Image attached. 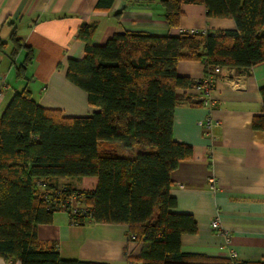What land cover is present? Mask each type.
<instances>
[{"label":"trees","instance_id":"obj_1","mask_svg":"<svg viewBox=\"0 0 264 264\" xmlns=\"http://www.w3.org/2000/svg\"><path fill=\"white\" fill-rule=\"evenodd\" d=\"M131 1V0H129ZM114 0H99L109 11ZM165 21L179 28L183 5L204 6L208 18H232L236 30L154 36L117 33L105 45L93 44L97 24H83L78 38L85 58L70 60L67 79L87 93L91 116L69 118L38 105L27 86L15 94L0 118V258L12 264H104L61 258L58 244L41 242V225L53 223L62 199L77 195L89 209L70 215L73 225H125L141 245L128 264H264L216 259L182 251L183 235L198 233L189 214H177L171 195L173 175L193 158V148L174 138L175 110L193 104L190 91L204 85L181 77L182 61L200 62L206 78L216 67L251 69L264 64V0H162ZM120 15V14H119ZM12 56L24 47L11 35ZM6 45L0 42V50ZM27 48L17 76L33 63ZM263 115L253 127L264 130ZM202 104V102H200ZM199 103V104H200ZM204 104V103H203ZM109 146L134 154L118 157ZM97 178L91 191L76 190L73 179ZM66 188L68 191L62 193Z\"/></svg>","mask_w":264,"mask_h":264},{"label":"crops","instance_id":"obj_2","mask_svg":"<svg viewBox=\"0 0 264 264\" xmlns=\"http://www.w3.org/2000/svg\"><path fill=\"white\" fill-rule=\"evenodd\" d=\"M161 1L114 0L109 11H97L99 0H0V42L6 45L0 50V118L15 94L27 86L38 105L61 111L65 117H88L97 111L89 105L87 93L67 79L70 60L85 58V45L78 38L83 24H97L96 46L105 45L117 33L166 36L237 28L232 18H208L204 6L183 5L179 28L172 29ZM13 33L24 44L16 56L10 41ZM27 48L33 49L34 60L25 79H20L17 69ZM177 73L199 81L205 67L182 61ZM213 78V107L205 106L193 89L180 91L193 96V104L175 110L174 138L193 148V158L181 163L173 175L171 195L177 200L173 212L193 216L199 227L198 233L182 236V251L260 261L264 259V130L255 129L253 120L263 115L264 64L222 68ZM208 118L216 123L211 133L203 128ZM97 181L83 178L61 184L91 191ZM216 218L221 231L212 229ZM37 236L41 242L57 243L64 260L128 264L127 252L138 256L141 250L139 243L129 240L127 226H77L65 212L55 213L52 224L39 226ZM0 264L12 263L0 258Z\"/></svg>","mask_w":264,"mask_h":264},{"label":"built area","instance_id":"obj_3","mask_svg":"<svg viewBox=\"0 0 264 264\" xmlns=\"http://www.w3.org/2000/svg\"><path fill=\"white\" fill-rule=\"evenodd\" d=\"M189 33L200 34L203 32H200L198 30H192V31H189ZM221 70L222 68L216 67L215 70L213 71V75L220 74ZM203 82H204V85L201 87H198L197 90L202 96L205 106L211 108L214 105V100L212 98L214 78L213 77L207 78V79L203 78ZM214 126H216V123L212 120V118H208L203 124V128L205 129V132H208V133L212 132V129ZM67 191L68 190L66 188L61 190L62 193H66ZM59 206L62 209L61 212H65L68 216L70 215L81 216V215H86L89 212V209H87L86 207L82 206L80 203L77 202L76 194H73L70 198L62 199ZM212 229L215 231H221V225H220L219 218H216L214 222L212 223ZM135 239H136L135 236L133 235L129 236L130 241H135Z\"/></svg>","mask_w":264,"mask_h":264},{"label":"rangeland","instance_id":"obj_4","mask_svg":"<svg viewBox=\"0 0 264 264\" xmlns=\"http://www.w3.org/2000/svg\"><path fill=\"white\" fill-rule=\"evenodd\" d=\"M105 150H106L107 153L115 155V156H118V157H125V156H128V155L134 156V154H135V153L134 154L133 153L129 154L127 152H124V151L118 149L117 146H109Z\"/></svg>","mask_w":264,"mask_h":264},{"label":"water","instance_id":"obj_5","mask_svg":"<svg viewBox=\"0 0 264 264\" xmlns=\"http://www.w3.org/2000/svg\"><path fill=\"white\" fill-rule=\"evenodd\" d=\"M262 36H264V31L261 33Z\"/></svg>","mask_w":264,"mask_h":264}]
</instances>
